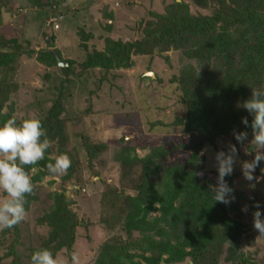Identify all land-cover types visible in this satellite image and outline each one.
<instances>
[{"label":"trees","instance_id":"obj_1","mask_svg":"<svg viewBox=\"0 0 264 264\" xmlns=\"http://www.w3.org/2000/svg\"><path fill=\"white\" fill-rule=\"evenodd\" d=\"M122 1L128 4V0ZM62 4V0H0V24L3 12H26L39 7L35 19L38 23L29 21L30 38L33 41L43 38L46 42L48 39L51 41L46 48L38 49L35 43L32 45L30 40L17 36L0 40V123L10 117H15L18 123L31 117L17 115V103L13 98L18 87L15 75L20 73L22 61L34 60L52 69L54 75L48 79L46 91L36 89L34 99L27 103L29 108L36 106L43 110L44 101L50 102L43 110L44 116L36 118L41 120L51 147L44 160L25 166L33 184L32 194L26 195V211L38 199L36 185L46 176L60 178L57 188L48 194L51 202L37 218V222L46 225L49 232L39 245L28 248L27 264H30L32 252L41 248L54 255L66 256L70 262L72 246L84 223L72 209L74 201L65 195V191L69 185L81 182L80 186L84 184L87 187L89 179L80 176L82 163L86 164L91 176L98 177L99 173L93 170L91 161L105 148L104 144L84 137L81 139L84 151L79 158L67 148L62 113L70 89H65L67 78L60 82L56 79L54 67L66 77L76 67L79 75L94 76L93 81L98 86L114 79L115 71L134 67L135 56H149L151 59L162 56L168 62L166 53L169 51L187 60L168 78L174 86L175 103L183 112L172 114L166 121L147 119L146 124L151 131L163 127L179 129L189 135L188 143L167 148L163 144L154 145L140 157L136 148H142V145L121 137V145L114 152L113 159L121 174L135 166L139 167L140 174L132 194L114 188L110 197L107 192L101 195L102 202L106 201L110 206L118 204L116 209L112 208L115 212L107 214L108 218L102 221L119 223V229L125 232L126 237L103 242L97 249L93 264H218L222 246L229 242L228 251L232 252L245 231V212L241 210L245 202L248 201L247 209L251 212L259 202L264 214V190L257 188L262 182L255 181L251 187L252 195L242 197L234 188V173L224 179L233 188L235 200L227 205L214 202L209 193V183L201 182L197 175L205 162L200 152L207 145L216 147L215 141L219 136L245 130L241 117L251 120L247 111L237 108L236 104L251 96V87L264 86V0L149 1L144 6H134L136 9H132V15L135 18H129L120 25L112 6L107 0H102L96 27L90 31L77 22L68 24L65 18L62 20L59 10ZM191 6L195 7L194 10ZM25 12L17 14L24 15ZM28 12L33 16V12ZM59 20L76 34L74 45L84 49L82 59L63 58L61 51L54 47L55 34H48L47 29L52 30ZM50 21L54 22L51 24ZM92 40H99L101 47L89 45ZM47 46L53 50H48ZM51 51L67 61L68 66H59ZM148 103L150 100L145 97L140 106ZM248 131L250 134V129ZM184 146L189 149L186 159L167 164L171 150ZM61 154L67 155L71 161L67 172L63 175L48 173L46 164ZM258 172L259 168L256 174ZM70 190L76 196L80 193L73 187ZM93 197L90 192L79 197V201ZM10 232L13 237L9 240ZM0 234L6 235L9 243L2 257L12 256L10 264H19L15 250L20 234L18 226L4 229ZM250 256L243 255L240 262L251 263ZM255 261L264 264V258Z\"/></svg>","mask_w":264,"mask_h":264},{"label":"rangeland","instance_id":"obj_2","mask_svg":"<svg viewBox=\"0 0 264 264\" xmlns=\"http://www.w3.org/2000/svg\"><path fill=\"white\" fill-rule=\"evenodd\" d=\"M62 1L63 4L59 7L63 15L62 20L65 18L68 24L77 22L86 31L96 27L95 20L101 11L102 0ZM107 1L116 15H118L117 22L120 25L129 18H135L132 15V9H136L134 6H144L147 2L155 0H128L127 6L122 0ZM18 8L19 10L21 9L19 6ZM194 8L191 6V10H194ZM38 9L39 7L37 6L28 9V11L33 12V16L24 10L11 14L10 12H3L2 23L0 24V40L17 36L20 39L30 40L31 44L35 43L34 46L38 49L46 48V45L51 42L49 39L46 42L44 38L41 41H38V39L33 41L30 38L32 34L29 29L31 25L29 21L36 19ZM75 10L78 11L73 13ZM18 12H25V14H22L23 17L21 18L22 15L18 16ZM35 21L38 23L37 20ZM46 22L48 23V21ZM53 22L50 21L51 24ZM55 24L52 30L47 29L48 34H55L54 47L61 51L63 58L68 57L75 61L82 59L84 49L81 46L74 45L77 38L73 30L67 29L60 20ZM37 30L40 31L38 27ZM20 34H22L21 37ZM36 34L39 35V32ZM72 43L74 47L71 46ZM89 45L100 48L101 42L92 40ZM47 48L48 50H53L51 47L47 46ZM166 56L168 57V62L162 56H154L152 59L149 56H135L134 67L115 71L116 77L114 79L106 80L98 86L93 81L94 76H81L78 74V68L76 67L75 71L67 77L60 69L54 67L56 79L60 82L67 78L68 83L65 89H70L66 98L67 102L64 105V112L62 113V117L65 118L67 148L75 152L79 158L84 151L81 143L82 137L93 142L102 143L105 146L99 155L91 161L93 170L99 173L98 177L91 176L86 164L82 163L79 167L81 169L80 176L83 179H89L86 184L87 187L84 184L80 186L82 182L79 181L81 182L80 184L75 182L76 185H69L65 191V195L74 201L72 209L84 223L83 227L79 228L78 233L80 235L72 246L73 252L79 256V264H93L97 256V249L103 242H112L114 238L121 237L124 239L126 237L125 232L119 229V223L113 221L110 224L111 221H102V219L108 218L107 214L112 213L113 209L118 207V204L110 206V203L106 204V201L102 202L100 199L105 192L110 197L114 188L122 189L125 194H132L137 185L140 174L139 167L135 166L133 170H126L125 174H121L118 164L113 159L114 152L121 145V137L123 136L125 140H133V144L142 145V148L138 146L136 148V153L140 157L144 156L149 148L154 145L163 144L167 148L179 147L177 145L179 143H188L189 135L179 129L163 127L151 131L148 129L149 125L146 124L147 119L153 121L164 119L166 121L168 117H172V114L179 115L183 112V109L179 108L175 103L174 86L169 83L168 78L187 60L172 51L167 52ZM61 60L64 61V59ZM21 68L20 73L15 75L18 87L13 95L17 103V115L26 114L31 117H42L45 114L43 110L50 105V102L44 101L43 110L36 106L29 108L30 105L28 106L27 103L34 99L35 95L33 92L37 91L36 89L46 91L45 89L49 85L48 79L54 76L52 75V69L36 63L34 60L29 62L22 61ZM150 73L152 75H149ZM160 78L161 81H159ZM145 97L150 100V103L141 107L140 101ZM165 114L167 116L164 117ZM139 135L141 138H139ZM215 144L216 147L207 145L200 152V155L205 157L203 169L200 172L202 176L199 175L201 182L215 184L217 177L215 154L220 151L227 153L229 145H235L237 156L232 173L236 174L234 188L242 194V197H250L252 195L251 187L255 181L244 180L240 162L250 160L252 158L251 155L245 154L244 147L235 141L233 134L219 136ZM188 153L189 149L186 146L178 150L172 149L167 156L166 162L167 164L180 163L186 159ZM258 173H255V175L261 177L259 181L262 183L257 188L264 190V175L261 174L260 170ZM59 181V177L46 176L41 183L35 186L38 199L32 202L29 211H26L24 220L16 225L20 233L19 241L16 243L15 248L19 256V264H27L28 248L39 245L49 232V228L44 224L38 223L37 218L47 208L48 202H51L48 199V194L57 188ZM71 187L77 189L80 192L79 195H74L70 190ZM88 187L91 188L88 189ZM90 192L94 196L92 199L88 198L79 201V197L82 198L83 195L90 194ZM3 198H5V195L0 192V199ZM245 206H248V201L243 205V207ZM252 213L249 210L244 213L243 220L247 226L240 240L235 244L236 249L232 252L228 251L229 242H226L221 248L218 264H262L255 260L264 258V236H260L252 227ZM155 214L156 212L153 213V215ZM132 233H135V231ZM8 237L9 240L13 237L11 232ZM8 244L6 235L0 234V264H10L13 259L12 256L2 257ZM59 255L61 256V254ZM243 255H251L249 258L251 263L240 262V258ZM62 257L67 260L66 256ZM68 264H71V261ZM178 264H186V262Z\"/></svg>","mask_w":264,"mask_h":264},{"label":"clouds","instance_id":"obj_3","mask_svg":"<svg viewBox=\"0 0 264 264\" xmlns=\"http://www.w3.org/2000/svg\"><path fill=\"white\" fill-rule=\"evenodd\" d=\"M236 107L245 109L251 117V120L241 117L245 130L233 131L235 141L244 147L246 155L252 157L240 162L241 173L244 180L259 182L261 177L255 175L256 170L259 168L264 175V86L251 87V96L243 102H238ZM50 147V141L46 138L39 118L27 117L18 123L15 117H10L0 123V192L5 194V198L0 199V231L11 229L24 220L26 195L33 192V184L25 166L36 165L44 160ZM236 156L237 148L231 144L227 153L220 151L215 154L216 182L214 185H208L214 202L227 205L235 200L234 190L224 178L233 173ZM70 166L69 157L61 154L45 167L50 174L63 175ZM197 175L202 176V173ZM254 207L252 227L260 236H264V214L261 212V205L256 202ZM241 210L247 212V206ZM70 261L71 264H79L78 254L73 252ZM30 264H68V261L46 248H41L32 252Z\"/></svg>","mask_w":264,"mask_h":264},{"label":"water","instance_id":"obj_4","mask_svg":"<svg viewBox=\"0 0 264 264\" xmlns=\"http://www.w3.org/2000/svg\"><path fill=\"white\" fill-rule=\"evenodd\" d=\"M177 1H179V0H177ZM51 54H52V56L56 59L57 64H58L59 66H65V67L68 66V62H67V61H63V60H61V59L57 56V54H56L55 52L51 51ZM149 75H152V74L150 73Z\"/></svg>","mask_w":264,"mask_h":264}]
</instances>
